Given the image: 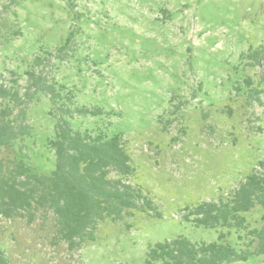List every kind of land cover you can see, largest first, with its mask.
I'll list each match as a JSON object with an SVG mask.
<instances>
[{
  "label": "rangeland",
  "instance_id": "obj_1",
  "mask_svg": "<svg viewBox=\"0 0 264 264\" xmlns=\"http://www.w3.org/2000/svg\"><path fill=\"white\" fill-rule=\"evenodd\" d=\"M69 1L0 0V85L23 95L34 70L73 92L77 106L102 108V117L73 119L74 129L120 134L136 170L129 182L161 216L102 222L75 250L54 238L53 219L4 220L6 255L12 264H146L159 242H217L227 229L184 215L228 197L264 161V93L258 101L252 91H264V60L251 67L243 57L264 44V0H72L74 10ZM71 35L67 60L34 66ZM51 110L38 93L27 109L31 135L4 156L53 171ZM263 217L258 207L248 221L261 228ZM221 242L239 248L235 230ZM234 264H264V256Z\"/></svg>",
  "mask_w": 264,
  "mask_h": 264
},
{
  "label": "trees",
  "instance_id": "obj_2",
  "mask_svg": "<svg viewBox=\"0 0 264 264\" xmlns=\"http://www.w3.org/2000/svg\"><path fill=\"white\" fill-rule=\"evenodd\" d=\"M69 7L75 9L72 0ZM72 50L71 35L56 54L38 56L33 64L45 67L52 58L65 61ZM243 57L246 65H260L264 44L249 49ZM27 75L30 78L23 95L14 86L0 85V231L4 220L24 219L32 224L39 217L53 219L54 238L75 250L94 240L102 222H122L137 211L160 217L154 202L129 182L136 170L122 136L76 130L71 123L76 117L107 113L99 107L77 106L73 92L50 83L43 73L31 70ZM247 84L252 85L250 79ZM252 91L259 101L264 91ZM38 93L49 98L50 114L56 119L55 135L48 143L56 159L50 173L38 172L22 155L4 156L6 150L31 135L27 109ZM259 167L225 199L187 209L184 219L197 227L228 230L219 234L217 242L198 244L182 236L159 242L149 247L146 264H234L264 256V226L254 228L248 221V214L256 208L264 210V161ZM232 230L238 234L239 248L221 242ZM0 264H12L1 243Z\"/></svg>",
  "mask_w": 264,
  "mask_h": 264
}]
</instances>
